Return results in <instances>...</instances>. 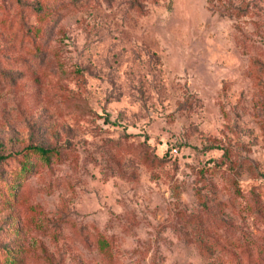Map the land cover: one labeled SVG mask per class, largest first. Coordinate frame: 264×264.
I'll return each instance as SVG.
<instances>
[{"label": "rangeland", "instance_id": "1", "mask_svg": "<svg viewBox=\"0 0 264 264\" xmlns=\"http://www.w3.org/2000/svg\"><path fill=\"white\" fill-rule=\"evenodd\" d=\"M0 154V264H264V0H0Z\"/></svg>", "mask_w": 264, "mask_h": 264}, {"label": "trees", "instance_id": "2", "mask_svg": "<svg viewBox=\"0 0 264 264\" xmlns=\"http://www.w3.org/2000/svg\"><path fill=\"white\" fill-rule=\"evenodd\" d=\"M26 149L39 152L40 154L44 155L45 157H47L48 153L50 152L49 148L44 147L42 145H37V144L36 145L29 144L26 146ZM4 157H5V155L0 154V160Z\"/></svg>", "mask_w": 264, "mask_h": 264}, {"label": "built area", "instance_id": "3", "mask_svg": "<svg viewBox=\"0 0 264 264\" xmlns=\"http://www.w3.org/2000/svg\"><path fill=\"white\" fill-rule=\"evenodd\" d=\"M172 154H177L178 153V148L176 146L171 147V151ZM262 180L264 182V175L262 177Z\"/></svg>", "mask_w": 264, "mask_h": 264}]
</instances>
